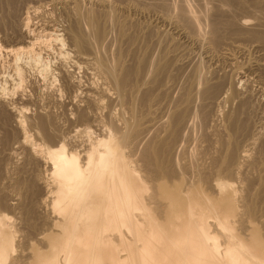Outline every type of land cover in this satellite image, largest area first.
<instances>
[{
	"label": "bare ground",
	"instance_id": "bare-ground-1",
	"mask_svg": "<svg viewBox=\"0 0 264 264\" xmlns=\"http://www.w3.org/2000/svg\"><path fill=\"white\" fill-rule=\"evenodd\" d=\"M70 1L73 4V8H71V17L67 20L69 21L68 26L62 30L66 35L65 39L62 38L64 37L63 35L59 34L57 30L52 29V27L43 26L37 31L31 29L29 27V16L25 17L23 20L24 28L22 35H19L15 40L13 39L14 46L10 45L9 47H4L5 49L2 48L12 59L11 67L13 68V74L15 75V78H13V76L12 79H14L15 82H13L11 89L23 94L26 84L24 83L23 78V67H30L32 70L34 68V71L43 80V83L48 82L50 86H53L51 82H53V79L55 78V70H52V62L48 59L49 57L44 58L40 50L41 48L47 51L54 50V52L56 50L57 54L54 55H56L55 57L58 60L57 63L59 66L56 68L66 86L65 88L70 90L76 88V85L70 80V72L66 69L65 65L69 64V68L90 69V72H92L91 70H94L97 73V78L101 79L102 83L104 81L106 84V86L103 87L104 83L102 84L99 82L102 84L101 93L105 95L102 97L105 100H109L111 96H114L111 98L114 99L112 102H115L116 106L119 108L118 113H115V116L112 113L114 110L110 111V106H103V108L107 107V111L109 110V112L106 117L103 114V118H106V120L104 119L105 122L103 119H100L99 125L102 130L100 131V134L96 133V135H94V132H91L90 127H88V123H93L98 120L95 115L96 111L94 112L91 109V104L90 109L94 113L89 112V108L86 109L83 107V109H78V112H76L78 121L88 124L85 128L83 127L84 130L82 133L86 135L83 134V138L86 137V139L85 142H83L85 144L79 150L76 148L68 149L64 137L58 142H48L47 139H50L49 135L46 137L47 143H45V140V142H43V140H35V136H39L40 132L31 135L24 129L25 123L24 121L22 122L21 119L23 111L19 109L18 115L17 113L16 115H13L14 118L12 119H14L16 127L20 132L19 142H17L19 143L18 146L23 149L27 155L26 157L31 158L34 161L36 160L38 163L47 167L46 170L48 172L46 171V174L48 173V176H45L46 180L42 178L39 179L42 182L41 184L46 188V192H43L46 196L41 203L46 204V207H49L50 213L55 220L52 223L55 230L53 229L54 231H51V234L48 235L49 238L47 236V243L45 245L46 250L44 252L38 250L37 255H34L32 264H264V175H260L258 178L257 188L256 190L254 189L255 192H251L252 188L249 186H252V183H250V180H244L245 177H242L243 179L239 177V179L243 180L242 182H244V185L247 183L249 184V188L246 187L247 185L245 186L249 191L246 190L245 193V187L244 191L241 190L244 192V195H237L239 189L238 187H235L233 182L234 177L237 178V176L244 175V171L247 170L246 167H249V164L253 165V163L250 162V150L257 139L255 140L254 137H252V134L250 135L249 133V115L246 116V106L248 107L249 102L247 104L246 99L244 100L240 98L241 94L239 95L237 88L224 91L225 85L224 87L222 86L223 77L221 81L218 78L219 81L216 82H214L215 77L210 78L214 80V83H211L210 81L209 83L201 76L202 72L197 66L196 68H193L194 70L192 69V73L189 76L187 75L188 77H186L185 80L182 78L184 80L182 81V84L184 83L182 86L184 92H180L182 95L177 97L178 99L175 98L176 100H171L169 95L175 87L171 84L167 85L165 80H171L174 82L175 78L170 73L172 72L171 68H174L173 70H175V68H180L171 62V54H164V56H159L160 58L156 59L152 58L154 54H151V56H153L150 57L149 50L151 52L153 46L152 48H148V44L143 42V40V43L140 42V46L137 45L138 41H136L134 37L135 35H132L135 32L133 31V33H130V29L132 32V28L130 27L131 21H127L126 18H121V15L119 18L117 17L118 15H116L115 11L118 8L114 6V3L113 5L110 2L111 0H86L91 5L86 8L82 7L78 0ZM175 1L178 3L177 0ZM211 1H215L218 5H213V8V6H211ZM244 1L207 0L204 2L203 7L208 9V5H210L212 8L209 10H211L212 13L208 14L210 17L207 15L209 21L205 17L206 21H208V25L206 26L205 24L208 28V30L207 28L206 30L209 31L208 36L207 38L201 37L198 43L204 45L207 52L214 53L213 50H216L221 44H224L227 40L230 41L232 38L239 41L242 40V42L244 40L255 42L257 43L256 45L260 47L259 49L264 51V31L262 29L259 30L258 28L262 26L258 25L262 21L258 24L256 23L257 25H254L250 22L253 19L248 21L247 19H242L237 16L239 17V20L235 21V18L232 19L228 17L230 13L227 12V8L230 9L231 7H234L242 9L246 6ZM14 2L15 0H0V5L4 3L6 6H10L13 5ZM196 2L198 3V1ZM260 2L252 1L253 4H259ZM97 3L98 6L96 7H100L99 10L92 8L93 5H96ZM172 3L173 1L171 4ZM191 3H193V0ZM194 3L191 4L193 5L192 7H194ZM190 4L187 7H189ZM182 5L185 4L182 3ZM196 5H199V3ZM201 5H203V2ZM1 7L2 5L0 8ZM181 7L184 8L183 6ZM163 8L165 7L163 6L161 9L164 10ZM172 8L175 9L176 7ZM204 8L203 10H205ZM174 9L172 10L175 11ZM187 9L188 8H186L185 11ZM191 10L190 12H193L194 9ZM185 11L179 9L178 13H175L177 15V17H175L182 21L184 25L178 24L179 20L176 21L175 18L176 22L170 21L169 19V23L174 24V26L177 25L180 28L179 32L185 37L191 39L190 34H193L196 28L200 30L202 27L196 25L197 23L199 24L198 21H202V19L199 16L200 13L196 15L195 13L197 12H194V14L188 12L187 14V11ZM164 12H166V10H164ZM205 13H208V11ZM226 13L228 16H225ZM170 16L172 17V15ZM204 16L206 15L204 14ZM205 19L203 18L204 23L206 22ZM259 19L257 20L258 22ZM194 24L196 25V28H194ZM177 26L175 28L179 29ZM111 31H114L116 35L112 34V37L113 35L115 37V41L112 42L108 40ZM202 31L206 32L204 34H207V31ZM197 32L200 31L196 30V33ZM160 33L162 32L160 31ZM159 35L161 36V34ZM200 35L201 34H199V36ZM145 36L146 35H144V38ZM196 36H198V34ZM236 44L237 43H235V45ZM65 46H67V48H64ZM154 46L156 47L157 45ZM239 48L241 50L242 47L239 46ZM219 50H216V53ZM160 51L161 50L159 49V52ZM159 54L156 52V57ZM127 58H129V62L126 61ZM182 62L183 61H181V63ZM24 69L25 68H23V70ZM207 74L204 76L207 77ZM92 75H94V77L96 76L94 73ZM225 77L227 76L225 75ZM171 81L170 83H172ZM92 83L94 84L93 81ZM223 84H225V82ZM92 86L93 85H91V87ZM151 86L155 87V89L152 87L153 89L150 90ZM233 86L234 85L232 84V87ZM88 87L90 89V86ZM7 89L5 88V85H0V98L9 92L6 91ZM84 93L89 94L91 92L87 91V93ZM92 93H95V91H92ZM76 95L79 94L76 93L75 96ZM82 95L84 98V94ZM95 95L97 96V92ZM95 95L94 97L97 98ZM195 96H197V98L199 96L205 107L201 105V110L196 114V122L194 120H192L194 122H191L189 121L191 116H193V119L195 118V114L192 112L194 111L193 107L191 109L192 103L194 104ZM140 97L141 99H139ZM197 98L195 100H197ZM216 99H219L224 105H231L235 99L238 100V103L236 102L238 104L236 106L237 108H231L228 109V111L226 110L223 116H221V113L220 115L217 113V116L223 118L219 123L213 122L214 125H211L213 129H211L213 132H211V135L216 136V132L220 134V138L217 139L218 141L216 140L215 143H213L214 141L212 142L214 145L216 143L219 145L217 146V148L219 147L218 150L215 148L213 149L216 152L218 151V153L216 154V152L213 151L216 155L213 156V153L211 154L209 163L204 161L201 163L196 161V163L194 161V163H185L183 161L184 159H182V164L179 163V161L175 162L174 154L176 153V149L179 146L180 150L183 149L181 147L182 145L177 147V143H180L179 140L182 139L181 136H183L182 131L184 127L190 125H188V121L194 125L190 128V130L193 129L192 132L196 131L197 127L199 131H202L201 134L196 131L200 135L199 140L202 142L207 140L205 139L206 135H204L206 128L205 124L208 121L210 123L211 119L206 121V118L208 119L210 117L206 115L210 111V109H206V105L208 106V104H212L214 102L213 100ZM93 100L89 96L86 101L84 99L85 102L88 101L93 104L98 102L96 99L95 101ZM138 101L142 103L141 109L144 110V115H140L141 111L138 114ZM199 101L197 100L196 102L200 103ZM104 103H106V101L102 104ZM86 104L88 105V103ZM195 105L197 104L195 103ZM111 106L115 107V104ZM99 107L101 108L100 104ZM99 107L97 108L99 109ZM108 107H110V109H108ZM6 108L8 107L6 106ZM98 109L97 111L99 112L101 109ZM205 109L208 110L207 113H205ZM17 111L18 110H16V112ZM1 113L4 112H0V117L2 118ZM99 116L102 115L99 114ZM250 117L251 115L249 116V120L251 119ZM1 120L3 121V119ZM96 123H98V121ZM159 125H162V128L160 127V130L155 131V127ZM40 127L44 131L45 126L41 125ZM189 127H191V125ZM211 130L206 131L210 133ZM43 133L45 132H42V134ZM80 133L81 131L79 134ZM198 134L197 136H199ZM256 134H260V132ZM44 135L46 136V134ZM39 138L41 139V136ZM261 138L263 139V136ZM209 140H207V142ZM183 142L181 140V144ZM214 145L213 147H215ZM211 146L210 148L212 149ZM183 147L184 149L186 148L185 145H183ZM180 150L179 148L177 149V151ZM180 152L175 154L176 157H178L177 160L180 159L181 154L177 155ZM182 152L184 151L182 150ZM206 153H208L207 150ZM259 153L262 155L261 166H263L264 169V147L262 152L260 150ZM192 158L194 159L195 157ZM197 158L196 160H198ZM204 159L205 157L203 160ZM252 161L255 160L253 159ZM30 162L32 161L30 160ZM139 164L141 166H139ZM256 166H258V164ZM251 167L252 166H250V169ZM23 170L24 169L22 168V172ZM258 170L260 171L262 169ZM16 173L18 174V172ZM185 174H188V177H185L184 179L183 177ZM18 178L20 179L19 176ZM22 178L24 177L22 176ZM239 179L238 181L240 183L241 181ZM14 180H16V178ZM29 182L30 181L26 182L23 179V181L19 180L17 184L20 189L27 188V190H32V183H34V181L31 183ZM241 184L239 185V188L243 189L241 188ZM241 191L239 192L242 193ZM33 197L35 198V196H32V198ZM20 204L22 205V203ZM30 208H25L24 211V215L29 221V217L31 216ZM19 211L20 210H18V212ZM1 212L0 264H8L11 259L18 257V254H15V252H17V247H15L14 242L16 232L13 231V226H10V222H13L8 219V215L6 216ZM159 220L163 222L164 226L161 227L158 224ZM253 221H257L259 227L261 225L262 235L254 229L255 227L249 226V223L251 224ZM33 227L34 225L30 224V230ZM37 230H39V228ZM42 244L44 243L42 242ZM39 248L42 249L41 247ZM44 248L45 247H43V249ZM12 261V264H14L16 260ZM17 263L15 262V264Z\"/></svg>",
	"mask_w": 264,
	"mask_h": 264
},
{
	"label": "rangeland",
	"instance_id": "rangeland-1",
	"mask_svg": "<svg viewBox=\"0 0 264 264\" xmlns=\"http://www.w3.org/2000/svg\"><path fill=\"white\" fill-rule=\"evenodd\" d=\"M5 1V0H3ZM19 1V2H18ZM15 0L14 2V6L13 5H10V6H6L4 3L1 4L2 7L0 8V85H5V88L8 89L6 91H9L6 93V95H3L1 96L0 98V112H4V113H1L2 114V118L3 121L0 119V212L3 213L4 215H8L7 217H9L8 219L10 221H12L13 223L10 222V226H13L12 228H14V232L15 233V238H14V242H15V247H17V252H15V254L18 256V257H15V259H11V261L8 262V264H12L13 261L12 260H16L15 262H19L17 264H32L33 262V258H34V255H37V252L38 250H41L42 252H44L46 250V241H47V236L51 234V231H54V227L52 225V223L55 221L54 220V217L52 216V214L50 213V210H49V207H46V204H42V200L45 198L46 195H44L45 193L43 192H46V188L41 184L42 182L39 180L40 178L42 179H45L47 176H48V173L46 174V169L47 167H45L44 165H42L41 163H38V161H34L32 160L31 158H28L26 157L27 155L25 154V152L23 151V149L20 148L19 143V137H20V132L18 131V128L16 127V124H15V121L14 119V116L13 115H18V112H19V109H21L23 111V114H22V122L24 121V129L30 133L31 135L33 133H39V136L36 135L35 136V140H43V142L47 143V140L48 142H58L60 141L61 139H63L64 137V140L67 144V148H72V149H81L83 147V145L85 143V138H83V134L82 131L84 130L85 126H87L88 124V127H90V130L91 132L93 131L94 135L97 134H100L102 128L101 126L99 125L100 123V119L102 120H106V118H103L104 116L106 117L107 116V113L109 112V110L107 111V107L103 108V106H110L108 107V109H110V111H113V115L116 116L115 113H118V106H116V103L115 102H112L114 99H111L113 98L111 96V100H105L103 97L105 95H103L102 92V84H103V87L106 86L105 82L103 81L102 83V80L97 78V73L94 71V70H91L92 72H90L88 69L84 70V68H72L70 67L69 68V64L65 65L66 69L70 72V80L71 82L74 83V85H76V88L78 89H68V88H65L66 86L64 85L63 83V80L61 79V76L58 74L59 72L57 71V68L59 67L58 66V60L56 59V55L54 54H57L56 53V50L54 52V50H51V51H47V50H43L41 48V54L42 56L45 58H48L51 60L52 62V70L54 72V79H53V82L52 85L53 86H50V84H48V82H44L43 83V80L38 76V74L34 71L35 69L33 68H30V67H23L25 68L23 70L22 68V71H23V78H24V83L25 84V89H24V92L23 94L21 92H16V91H13L11 88H12V84L13 82H15L13 78H15V75L13 74V68L11 67V64H12V59L11 57L4 52V49L6 47H9L10 45L11 46H14V40L19 36V35H22V32H23V28H24V24H23V20L25 17H29V27L31 29H34L35 31L37 30H40L43 26H46V27H52V29H55L59 32V34L63 35L64 37H62L63 39L66 38V35L65 33H63V29L66 28L68 26V23L69 21V17H71V8H73V4L71 3L70 0ZM94 1H97V0H94ZM108 1V0H107ZM110 1V0H109ZM128 0H111L110 2L116 6L117 10L115 11L116 15H118L117 17L119 18V16L121 15V18H126L127 21H131V28H132V32H131V29H130V33H133V31L135 32L134 34L132 35H135V39L136 41H138V44L143 43L145 42L146 44H148V48H152L153 46V50L150 52L149 50V55L150 57L151 54H154V56L152 58H160L162 55L164 56V54H171L170 55V60H172L171 62L174 63L176 66L180 67V68H175V70H173L171 68V75L175 78V81L172 82L171 80H165V82L167 83V85H172L173 87H175L174 89H172V91L170 92V95L169 97H171L170 99L171 100H176L175 98L177 97H180V95H182V93L184 92L183 89H182V81L185 80L186 77H188L192 71L194 70L193 68L196 66L198 68H200L201 70V76L206 79L208 82L210 81L211 83H214L216 81H220L222 80V77H223V81H222V86L224 87V91H227L228 89L231 90L233 88H237L238 89V93L239 95H243L241 96L240 95V98L242 99H246V103L248 104L249 102V105L248 107L246 106V116H250L251 115V121L249 120V116H248V122H249V125H250V135L252 134V137H254V139L256 140L254 146L252 147V149L250 150V162L253 163L252 164H249V167H246L247 170L244 171V175H240V176H237L234 177V185L235 187H238V190L237 191V195H244V187H248L249 184L247 183L246 185H244V182H242L244 177V180L248 179V181L250 180V183H252L251 185L252 186H249L252 188H250L251 192H255L256 188H257V181H258V178L260 177V175H264L262 173H264V169H263V166H261L262 162H261V159H262V155L260 152H262V149L264 147V51L262 49H259L260 47L258 45H256L257 43L255 42H250L249 40H244L242 42L239 41V40H235V38H232L230 39V41H226L224 42V44H221L220 47H218L216 50H219L217 51L216 53V50H213V52H207V50L205 49V46L198 43L199 39L202 37L204 38H207L208 36V28L206 27L208 25V14L209 13H212L211 9L212 7H210V5H208V9L207 8H204V2H206L207 0L205 1H201V0H193V3L195 1L196 4L199 3V5H196L194 3V7H192L193 3H191L192 0H189L186 2H188L193 10V12H190L191 8L190 6L187 7L189 4L185 2V0H177L178 4L175 0H132V1H128ZM157 1V2H155ZM173 1V3L171 4V2ZM180 1V2H179ZM198 1V3L196 2ZM244 1V0H243ZM246 1V2H245ZM244 1V4H246L245 7H243L242 9H238V8H234V7H231L230 9L229 8H225L227 10V12H229V16L226 15L225 16H228L232 19H234L235 21L239 20V17L242 18V19H247L248 21H250L251 23H253L254 25L257 23H260L261 21L264 23V6H263V0H245ZM252 1H261L259 4L256 3V4H253ZM54 2V3H53ZM78 2H80V5H82V7H89L91 6L89 4L88 1L86 0H78ZM155 2V3H154ZM165 2V3H164ZM175 2V3H174ZM203 2V5H201ZM248 2V4H247ZM18 3V4H17ZM57 3V4H56ZM61 3V4H60ZM95 3V2H94ZM92 3V4H94ZM158 3V4H157ZM167 3V5H166ZM185 4V5H182ZM211 6H217L218 3H216L215 1L212 2L211 1ZM214 3V4H213ZM216 3V4H215ZM66 4V5H65ZM121 4V5H120ZM135 4V5H134ZM178 6H176V5ZM187 4V5H186ZM259 6H258V5ZM0 5V6H1ZM120 5V6H119ZM150 5V6H149ZM159 5V6H158ZM161 5V6H160ZM171 5V6H170ZM174 5V6H172ZM257 5V6H256ZM45 6V7H44ZM51 6V7H50ZM98 3L96 5H93L92 8L94 9H98ZM135 6V7H134ZM149 6V7H148ZM165 7L163 8L164 10H166V12H164V10H162L161 8L162 7ZM181 6H183L184 8H188L186 11L184 8H182ZM198 6V7H197ZM213 6V8H214ZM120 7V8H119ZM161 7V8H160ZM172 7H176L175 9L172 8ZM205 10H203V8ZM248 7V9H247ZM251 7V8H250ZM37 8V10H36ZM153 8V9H152ZM184 10L187 14L188 12H190L191 14L194 12H197L195 13L196 15H198L199 13V16L201 17L202 21H198L199 24L197 23L196 25H200L199 29L196 28V25L194 24V28L195 29V32L193 34H190L191 35V39H189L188 37H185L184 35H182L179 30L180 28L174 24H170L169 22L170 21H174L176 22L177 20H179L177 17V13H178V10ZM190 8V9H189ZM196 8V9H195ZM253 8V9H252ZM3 9V10H2ZM69 9V10H68ZM102 9V8H101ZM122 9V10H121ZM147 9V10H146ZM159 9V10H158ZM170 9V10H169ZM172 9H174L175 11H173ZM257 9V10H256ZM9 10V11H8ZM36 10V11H35ZM43 10V11H42ZM103 10V9H102ZM146 10V11H145ZM157 10V11H156ZM177 10V11H176ZM191 10V11H192ZM247 10V11H246ZM263 10V11H262ZM26 11V12H25ZM34 11V12H33ZM120 11V12H119ZM159 11V12H158ZM170 11V12H168ZM202 11V13H201ZM208 11V13H205V12ZM211 11V12H210ZM235 11V12H234ZM237 11V12H236ZM250 11V12H249ZM14 12V13H13ZM17 12V13H15ZM66 12V13H65ZM135 12V13H134ZM151 12V13H150ZM177 12V13H176ZM68 13V14H67ZM122 13V14H121ZM127 13V14H126ZM170 13V14H169ZM172 13H176L175 15L172 14ZM206 16H204V14ZM254 13V14H252ZM7 14V15H6ZM11 14V15H10ZM45 14V15H44ZM53 14V15H52ZM164 14V15H163ZM241 14V15H240ZM257 14V15H256ZM261 14V16H260ZM28 15V16H27ZM127 15V16H126ZM172 15V17L169 16ZM208 15V16H207ZM211 15V14H210ZM251 15V16H250ZM253 15V16H252ZM133 16V17H132ZM167 16V17H166ZM176 16V17H175ZM204 16V17H203ZM239 16V17H237ZM13 17V18H12ZM62 17V18H61ZM131 17V18H130ZM208 21H206V19ZM210 17V16H209ZM254 17H257V18H254ZM260 17V19H259ZM5 18V19H4ZM11 18V19H10ZM65 18V19H64ZM68 18V19H67ZM151 18V19H150ZM165 18V19H164ZM168 18V19H167ZM176 21H175V19ZM203 18L205 19V23H204V20ZM237 18V19H236ZM250 18V19H249ZM2 19V20H1ZM46 19V20H45ZM131 19V20H129ZM170 19V21H169ZM259 19V22L257 21ZM66 20V21H65ZM256 20V21H254ZM14 21V22H13ZM66 22V23H65ZM135 22V24H134ZM168 22V23H167ZM260 23L258 25H262L259 28V30H263L264 31V24L263 23ZM63 23V24H62ZM133 23V24H132ZM196 23V22H195ZM204 25H202V24ZM11 24V25H10ZM139 24V25H138ZM177 24V23H176ZM178 24H182L184 25V23L182 21H178ZM206 24V26H205ZM256 24V25H257ZM8 25V26H7ZM49 25V26H48ZM33 28H32V27ZM55 26V27H54ZM135 26V27H133ZM142 28H141V27ZM178 27L179 29H176L175 27ZM181 26V25H179ZM8 27V28H7ZM138 27V29H137ZM198 27V26H197ZM198 27V28H199ZM38 28V29H37ZM40 28V29H39ZM156 28V29H155ZM205 28V29H204ZM207 28V30H206ZM143 29V30H142ZM145 29V30H144ZM138 30V31H137ZM150 30V32H149ZM152 30V31H151ZM196 30L200 31V32H197L196 33ZM202 30L204 31H207V34H204L206 32H203ZM137 31V32H136ZM140 31V32H139ZM144 31V32H143ZM146 31V32H145ZM157 31V32H156ZM160 31L162 33H160ZM178 33H177V32ZM154 32V33H153ZM159 32V33H158ZM203 32V33H202ZM17 33V34H16ZM111 33V34H110ZM109 34V37H108V40L109 41H115V32L114 31H111ZM139 33V34H138ZM141 33V34H140ZM143 33V35H142ZM148 33H149V36H148ZM168 33V34H167ZM170 33V34H169ZM112 34L113 37H112ZM151 34V36H150ZM156 36H155V35ZM161 34V36L159 35ZM172 34V35H171ZM198 34V36H196ZM199 34H201L199 36ZM203 34V35H202ZM138 35V36H137ZM144 35L145 38H144ZM171 35V36H170ZM197 37V38H195ZM5 36V37H4ZM110 36H111V39H110ZM116 36V35H115ZM165 36V37H164ZM167 36V38H166ZM169 36V37H168ZM150 37V38H149ZM162 37V38H161ZM199 37V38H198ZM140 38V39H139ZM143 38V39H142ZM148 38V39H147ZM165 42H163L161 39ZM14 39V40H13ZM114 39V40H113ZM139 39V40H138ZM166 39V40H165ZM189 39V40H188ZM197 39V40H195ZM143 40V42H142ZM173 40V41H172ZM175 40V41H174ZM182 40V41H181ZM194 40V41H193ZM8 41V42H7ZM148 41V42H147ZM162 41V42H161ZM167 41V42H166ZM234 41V42H233ZM170 42V43H169ZM173 42V43H172ZM197 42V43H196ZM249 42V43H248ZM160 43V44H159ZM167 43V44H166ZM175 43V45H174ZM227 43V44H226ZM235 43H237L235 45ZM243 43V44H242ZM112 44V43H110ZM226 44V45H225ZM230 44V45H229ZM233 44V45H232ZM248 44V45H247ZM154 45H157L156 47ZM160 45V46H159ZM223 45V46H222ZM140 46V45H139ZM240 47L241 50H240ZM244 46V47H243ZM5 47V48H4ZM160 47V48H158ZM167 47V48H166ZM203 49H202V48ZM238 47V48H236ZM4 48V49H2ZM64 48H67V46H65ZM246 48V49H245ZM248 48V49H247ZM159 49L161 50L159 52ZM175 49V50H174ZM187 49V50H186ZM205 49V50H204ZM239 49V50H238ZM43 50V51H42ZM158 50V51H157ZM175 52H174V51ZM46 51V52H45ZM206 51V52H205ZM257 51V52H256ZM156 52L157 54L159 53H162V54H159L157 55L156 57ZM178 53V54H177ZM243 53V54H242ZM216 54V55H215ZM175 55V57H174ZM214 55V56H213ZM160 56V57H159ZM174 58H173V57ZM180 56V58H179ZM233 56V57H232ZM220 57V58H219ZM129 58H127V62H129L130 60H128ZM177 59H178V62H177ZM183 59V60H182ZM192 59V60H191ZM196 60V61H195ZM55 61V62H54ZM181 61H183L181 63ZM187 61V62H186ZM198 61V62H197ZM54 62V63H53ZM176 62V63H175ZM192 62V63H190ZM200 62V63H199ZM189 63V64H188ZM200 64V65H199ZM183 65V66H182ZM190 65V67H189ZM235 65V66H233ZM175 66V67H176ZM192 66V68H191ZM57 67V68H56ZM184 67V68H183ZM257 67V68H256ZM55 68V69H54ZM188 71H186V70ZM193 69V70H192ZM205 69V70H204ZM76 70V71H75ZM203 70V71H202ZM87 71V72H86ZM185 71V72H183ZM205 71V73H204ZM28 72V73H27ZM176 72V73H175ZM95 74L96 78L94 77V75L92 74ZM174 73H175V76H174ZM208 73V74H207ZM232 73V74H231ZM184 74V75H182ZM207 74V77H205ZM58 75V76H57ZM181 75V76H180ZM188 75V76H187ZM205 75V76H204ZM225 75L227 77H225ZM73 76V77H72ZM179 77V78H178ZM215 77V78H214ZM31 78V79H30ZM57 78V80H56ZM95 78V79H94ZM177 78V79H176ZM181 78V79H180ZM184 80H183V79ZM210 78H214V80L210 79ZM217 78V80H216ZM219 78V79H218ZM228 78V79H227ZM231 78V79H230ZM11 81H10V80ZM227 79V80H226ZM27 80V81H26ZM98 80V81H97ZM101 80V81H99ZM230 80V81H229ZM261 80V81H260ZM56 81V82H55ZM58 81V82H57ZM92 81L94 82V84L92 83ZM169 83H168V82ZM170 81L172 83H170ZM179 81V82H177ZM214 81V82H213ZM256 81V82H255ZM90 82V83H89ZM102 84H100V83ZM209 82V83H210ZM225 82V84H223ZM2 83V84H1ZM92 83V84H91ZM96 83V85H95ZM231 83V84H230ZM232 84L234 85L232 87ZM85 85V86H84ZM91 85H93L91 87ZM96 87H95V86ZM99 85V86H98ZM181 85V86H179ZM41 86V87H40ZM84 86V87H83ZM90 86V89L89 87ZM179 86V88H178ZM52 87V88H51ZM88 87V88H87ZM151 86L150 90L151 89H155V87ZM230 87V88H229ZM232 87V88H231ZM261 87V88H260ZM34 88V89H33ZM94 88H99V89H94ZM59 89V90H58ZM61 89V90H60ZM94 89V90H93ZM177 91H176V90ZM68 90V91H66ZM76 90V91H75ZM86 90V91H85ZM100 90V92H99ZM174 90V91H173ZM182 90V91H181ZM60 91V92H59ZM83 91V92H82ZM87 91H90L92 93V91L95 93H89V94H85L84 92L87 93ZM153 91V90H152ZM178 91H179V94H178ZM237 91V90H236ZM71 92V93H70ZM79 94V95H76V93ZM97 92V96L95 95ZM175 92V93H174ZM180 92H182L180 94ZM245 92V93H244ZM20 93V94H19ZM177 93V94H176ZM18 94V95H17ZM81 94V95H80ZM84 94V98L82 97ZM99 94V95H98ZM101 94V95H100ZM50 95V96H49ZM91 97V99L93 101H95V99L98 101H96L97 103H92V102H85L87 100V97L88 96ZM92 95V96H91ZM94 95L98 98H95ZM78 96V97H77ZM87 96V97H86ZM103 96V97H102ZM173 96V97H172ZM252 96V97H251ZM54 97V98H53ZM86 97V98H85ZM101 97V98H100ZM42 98V99H41ZM101 100H100V99ZM195 99L197 98V96L194 97ZM8 99V100H7ZM85 99V101H84ZM141 99V97L139 98ZM138 99V100H139ZM178 99V98H177ZM194 99V104L192 103V106H191V109L193 107V110L192 112H194L195 114V118L193 119V116H191V120L189 119V121L191 122H196V114L198 113L199 110H201V107L205 105H203V103L201 102V99L197 98V100L201 103H198L196 102L197 100ZM5 105H4V103ZM41 100V101H40ZM82 100V101H81ZM100 100V102H99ZM219 99H216V100H213L212 104H208V106L206 105V109H210V111L208 112V110L205 111V113H207L206 115L209 117L208 119L206 118V121L210 120V123L209 121L206 122L205 124V133L204 135H206L205 139L209 140L210 141V145L209 144V141L207 142V140L205 141H200L199 140V137L201 134V130L199 131L198 127L196 129V131L199 133H197L196 131H193V129L190 130V128H192V125L193 123L191 124L189 121H188V125L190 124L191 127L187 126V127H184L183 131H182V135L181 136V140L183 143L185 144H181V140L180 143L178 142L177 143V147L179 145H182L181 148L184 152H182V150H180V146L178 147L179 150L181 151H177L176 149V153L177 152H180L179 154L177 155H180V159H181V162H180V159L177 160L178 157H176V153L174 154V160L175 162L176 161H179V163L182 164V162L184 161L185 163L188 162H192L194 163L195 161L198 162V163H201V162H208L209 163V158L211 156V154L213 153V149L215 148L216 150H218L217 146H219L217 143L214 145L212 144L215 143V141L217 139L220 138V134L218 132H216V136H212L211 134L213 133L212 132V126L214 125L215 122L219 123L221 121V119L223 117L220 118V116H217L218 114L220 115L221 113V116L224 115L225 111L228 109H231V108H237L236 106L238 105V100L235 99L233 102H232V106L231 105H224L222 104V102H220V100L218 101ZM104 101H106V103L102 104ZM79 102V103H78ZM83 102V103H82ZM85 102V103H84ZM102 102V103H101ZM220 102V103H219ZM237 102V103H236ZM254 102V103H253ZM88 103V105L86 104ZM112 103V104H110ZM138 105H137V110L138 111V114L139 112L141 111L140 115H144L145 112L144 110L141 109V104L140 101L137 102ZM195 103L197 105H195ZM219 103V104H218ZM91 104V106H90ZM99 104L101 106V108L99 107ZM115 104V107H116V110H115V107L114 106H111ZM9 105V106H8ZM83 105V106H82ZM87 105V106H85ZM98 105V106H96ZM195 106V109H194V106ZM200 105V106H199ZM202 105V106H201ZM212 105V107H211ZM214 105V106H213ZM221 105V106H220ZM6 106L8 108H6ZM197 106V108H196ZM80 107V108H79ZM82 107V108H81ZM83 107H85L86 109L91 107V109L95 112V115L97 116V121L98 123H96L97 121L95 122H90L88 124L86 123H82L80 121H78L77 119V114L76 112H78V109H83ZM95 107V108H94ZM99 107V109L97 108ZM208 107V108H207ZM229 107V108H227ZM250 107V109H249ZM50 108V109H49ZM84 108V109H85ZM100 110L99 112L97 111V109ZM199 108V109H198ZM90 109V110H91ZM105 109V110H104ZM141 109V110H140ZM252 109V110H251ZM8 110V111H7ZM16 110H18L16 112ZM89 112L91 113H94L92 112V110ZM222 110V111H221ZM251 110V111H249ZM107 111V112H106ZM116 111V112H115ZM196 111V112H195ZM249 111V112H247ZM106 112V113H104ZM143 112V113H142ZM211 112V113H210ZM251 112V114H250ZM255 112V113H254ZM102 113V114H101ZM119 113H120V109H119ZM218 113V114H217ZM223 113V114H222ZM248 113V114H247ZM102 115V116H99ZM104 114V116H103ZM5 115V116H4ZM75 115V116H74ZM213 115V116H212ZM206 116V117H207ZM216 116V117H215ZM261 117V118H260ZM44 118V119H43ZM216 118V119H215ZM219 118V119H218ZM5 119V120H4ZM39 119V120H38ZM47 119V120H46ZM256 119V120H255ZM104 120V122H105ZM194 120V121H192ZM212 120H215V121H212ZM2 121V122H1ZM5 121V122H4ZM28 121V122H27ZM31 121V122H30ZM212 122V123H211ZM214 122V123H213ZM261 122V123H260ZM262 122H263V125H262ZM78 123V124H77ZM208 123V124H207ZM37 124V125H36ZM45 124V125H44ZM96 124V125H95ZM98 124V125H97ZM195 124V123H194ZM213 124V125H212ZM41 125L45 126L44 127V131L41 129ZM82 125V126H81ZM212 125V126H211ZM253 125V126H252ZM29 126V127H28ZM51 126V127H50ZM100 128H99V127ZM162 126V125H161ZM160 125L155 127V131L157 130H160L162 127ZM194 126V125H193ZM210 126V127H209ZM255 126V127H254ZM26 127V128H25ZM57 127V128H56ZM84 127V128H83ZM161 127V128H160ZM81 128V129H80ZM93 128V129H92ZM253 128V129H252ZM260 128V129H259ZM41 129V130H40ZM46 129V130H45ZM49 129V130H48ZM77 129V130H76ZM189 129V130H187ZM212 129V130H211ZM34 130V131H32ZM38 130V131H37ZM208 130H211L210 133L207 132ZM18 131V132H17ZM81 131V133L79 134V132ZM258 131V132H257ZM17 132V133H16ZM42 132H45L42 134ZM78 132V133H77ZM191 132V133H190ZM212 132V133H211ZM262 134H256V133H259ZM49 133V134H48ZM197 133L199 136H197ZM46 134V136L44 135ZM54 134V135H53ZM187 134V135H186ZM195 134V135H194ZM43 135V136H42ZM47 135H49L50 139H47ZM52 135V136H51ZM58 135V136H57ZM79 135V136H78ZM85 135V134H84ZM257 135V136H256ZM41 136V139L39 138ZM82 136V137H81ZM86 136V135H85ZM188 136V137H187ZM210 138H209V137ZM219 136V137H218ZM259 136V137H258ZM263 136V139L261 138ZM7 137V138H5ZM9 137V138H8ZM208 137V138H207ZM218 137V138H216ZM5 138V139H4ZM45 138V139H44ZM82 138V139H81ZM198 138V140H197ZM212 138V139H211ZM259 138V139H258ZM3 139V140H2ZM7 139V140H6ZM47 139V140H46ZM184 139V140H183ZM215 139V140H214ZM261 139V140H260ZM45 140V141H44ZM77 140V141H76ZM84 140V141H83ZM262 142H260V141ZM5 141V142H4ZM196 141V142H195ZM200 141V142H199ZM218 141V140H217ZM4 142V143H3ZM202 142V143H201ZM13 143V144H12ZM195 143V144H194ZM206 143V144H205ZM258 143V144H257ZM2 144V145H1ZM7 144V145H6ZM187 144V145H186ZM208 144H209V147H208ZM78 145V146H77ZM183 145H185V149L183 147ZM206 145H207V148H206ZM213 145L215 147H213ZM75 146V147H74ZM198 146V147H197ZM205 146V147H204ZM210 146L212 147V149L210 148ZM74 147V148H73ZM196 147V148H195ZM204 147V149H203ZM261 147V148H260ZM3 148V149H2ZM202 151H201V149ZM255 148V149H254ZM196 149V150H195ZM199 149V150H198ZM211 149V150H210ZM259 149V150H258ZM15 150V151H14ZM22 150V151H21ZM189 150V152H188ZM205 150V152H204ZM206 150L208 151L209 153V150H210V153H206ZM10 151V152H9ZM257 153H256V152ZM19 152V154H18ZM201 152V153H200ZM216 152V151H214ZM13 153V154H12ZM17 153V154H16ZM21 153V154H20ZM183 153V154H182ZM186 153V154H185ZM191 153V155H190ZM218 153V151L216 152V154ZM194 154V155H193ZM203 154V155H202ZM216 154H212L213 156L216 155ZM257 154V155H256ZM200 155V156H199ZM207 155V156H205ZM256 157L254 158L253 157ZM10 156V157H9ZM187 157V158H186ZM192 157H195L194 159ZM198 157V158H197ZM202 157V158H201ZM205 157V159L203 160V158ZM261 157V158H260ZM5 158V159H4ZM11 158V159H10ZM176 158V159H175ZM186 158V159H185ZM196 158L198 160H196ZM255 161H252L253 159ZM260 158V159H259ZM29 159V160H27ZM182 159H184L182 161ZM189 159V160H188ZM193 159V160H192ZM30 160L32 162H30ZM9 161V162H8ZM12 161V162H11ZM194 161V162H193ZM263 161V160H262ZM22 162V163H21ZM24 162V163H23ZM26 162V163H25ZM29 162V163H28ZM195 162V163H196ZM11 163V164H10ZM31 163V164H30ZM178 163V162H177ZM256 163V164H255ZM260 163V164H259ZM24 164V166H23ZM37 164V165H36ZM141 164V163H140ZM139 164V166H141ZM258 164V166H256ZM7 166V167H6ZM39 166V167H38ZM42 166V167H41ZM250 166L251 169H250ZM261 166V167H260ZM15 168V171H14V168ZM18 167V168H17ZM254 167V169H253ZM10 168V169H9ZM22 168L24 169L23 172H22ZM26 168V170H25ZM262 169V170H258V169ZM6 169V170H5ZM249 169V170H248ZM36 170V171H35ZM45 170V171H43ZM256 170V171H255ZM3 171V172H2ZM33 171V172H32ZM255 171V172H254ZM1 172H2V175H1ZM11 172V173H10ZM18 172V174L16 173ZM20 172V174H19ZM22 172V173H21ZM42 172V173H41ZM48 172V171H47ZM249 172V173H248ZM261 172V173H260ZM253 173V174H252ZM10 174V176H9ZM43 176H42V175ZM30 175V176H29ZM186 175V174H185ZM184 175V179L185 177H188V174L185 176ZM18 176L20 177V179L18 178ZM22 176L24 178H22ZM32 176V177H31ZM46 176V177H45ZM5 177V178H3ZM27 177V178H26ZM38 179H37V178ZM239 177L241 179H239ZM243 177V178H242ZM16 178V180H14ZM31 178V179H29ZM30 181L29 183L33 182L32 183V190L31 189H28L27 188H24V189H20V187L18 186L17 182L20 180L23 181ZM34 179V180H33ZM238 179L241 181L239 183ZM253 179V180H252ZM46 180V179H45ZM237 180V181H236ZM2 181V183H1ZM7 183H6V182ZM44 181V180H42ZM4 182V183H3ZM13 182V183H12ZM16 182V183H15ZM237 182V183H236ZM6 183V184H5ZM11 183V184H10ZM242 183V184H241ZM246 183V182H245ZM256 183V184H255ZM241 184V188L243 189H240L239 185ZM16 185V186H14ZM43 186V187H42ZM13 187V188H12ZM17 187V188H16ZM34 187V188H33ZM246 187H245V193H246ZM248 187V188H249ZM4 188V189H3ZM9 188V189H8ZM11 188V189H10ZM16 188V189H15ZM37 188V189H36ZM15 189V190H14ZM17 189H20V190H17ZM34 189V190H33ZM255 189V190H254ZM3 190V191H2ZM24 190V191H23ZM243 190V191H241ZM6 191V192H5ZM27 191V192H25ZM29 191V192H28ZM31 191V192H30ZM239 191H241L242 193H240ZM249 191V189L247 190ZM239 192V194H238ZM5 194V195H4ZM19 194V195H18ZM33 194V195H32ZM35 194V195H34ZM23 197H22V196ZM30 195V196H29ZM20 196V197H19ZM32 196H35V198ZM40 196V197H39ZM23 199H22V198ZM17 198V199H16ZM21 198V199H20ZM25 198V200H24ZM4 199V200H3ZM35 199V200H33ZM15 200V201H14ZM21 200V201H19ZM30 200V201H29ZM32 200V201H31ZM17 201V202H16ZM37 201V202H36ZM19 202V203H18ZM8 203V204H6ZM22 203V205L20 204ZM29 203V204H28ZM24 204V205H23ZM3 205V207H2ZM10 205V207H9ZM21 205V206H20ZM33 205V206H32ZM16 206V207H15ZM18 206V207H17ZM37 206V207H36ZM15 207V208H14ZM31 207V208H30ZM14 208V209H13ZM25 208L29 209L30 208V221L26 219L25 215H24V211H25ZM35 208V209H34ZM16 210V211H15ZM18 210H20L18 212ZM32 210V212H31ZM35 210V211H34ZM40 210V211H39ZM22 211V212H21ZM38 211V212H37ZM13 212V213H12ZM22 214H21V213ZM7 213V214H6ZM16 214V216H15ZM22 216V217H21ZM37 216V217H36ZM11 217V219H10ZM53 217V218H52ZM23 218V219H22ZM38 218V220H37ZM50 218V219H49ZM17 219V220H16ZM21 219V220H20ZM26 219V220H25ZM16 220V221H15ZM23 220V221H22ZM36 220V221H35ZM33 221V222H32ZM50 221V223H49ZM9 222V221H8ZM32 222V223H30ZM38 222V223H37ZM35 223V224H34ZM256 223V224H255ZM14 224V225H13ZM30 224L31 225H34V227L30 230ZM51 224V225H50ZM158 224L162 227L164 226L163 222L162 221H158ZM17 225V226H16ZM260 225V224H259ZM45 226V227H44ZM249 226L251 227H255L254 229L258 231L259 234L262 235V228H261V225L260 227L258 226V222L257 221H253L251 224L249 223ZM36 227V228H35ZM25 228V229H24ZM39 228V230H37ZM42 228V229H41ZM20 229V230H19ZM34 229V230H33ZM44 229V230H43ZM54 229V230H53ZM37 230V231H36ZM27 231V232H26ZM34 231V232H33ZM37 232V233H36ZM26 233V234H25ZM39 233V234H38ZM42 233V234H41ZM19 234V235H18ZM29 234V235H28ZM31 234V235H30ZM26 236V237H25ZM34 236V237H33ZM19 237V238H18ZM21 238V239H20ZM49 238V236H48ZM26 239V240H25ZM41 241V243H40ZM36 242V243H35ZM40 244H39V243ZM42 242L44 244H42ZM18 243V244H17ZM20 243V244H19ZM27 244V245H26ZM17 245V246H16ZM22 245V246H21ZM25 246V247H24ZM27 246V247H26ZM39 247H41L42 249H40ZM43 247H45L43 249ZM20 248V250H19ZM21 254H20V252ZM25 253V254H24ZM29 256H28V255ZM21 255V256H20ZM21 257V258H20ZM17 258H20V259H17ZM30 258V259H28ZM19 260V261H18ZM24 261V262H23ZM14 262V264H15Z\"/></svg>",
	"mask_w": 264,
	"mask_h": 264
}]
</instances>
